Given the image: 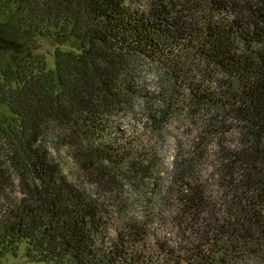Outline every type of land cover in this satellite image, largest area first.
Here are the masks:
<instances>
[{"label":"trees","instance_id":"trees-1","mask_svg":"<svg viewBox=\"0 0 264 264\" xmlns=\"http://www.w3.org/2000/svg\"><path fill=\"white\" fill-rule=\"evenodd\" d=\"M144 6L0 0L23 32L81 44L80 52L56 50L54 69L44 56L0 66V105L7 110L0 114L2 252L26 243L27 257L42 264H236L264 257V0ZM147 62L166 77L162 100L134 95L126 85ZM162 105L187 114L194 133L177 137L167 178L172 237L153 231L155 213L146 211L127 216L113 234L111 214L69 180L54 153L66 149L110 193L113 169L135 158L143 163L128 172L149 179L144 165L151 158L134 145L152 148L164 139L154 131ZM122 112H145L147 142L120 127ZM202 146L214 154H199ZM202 161L218 180L215 191L200 175Z\"/></svg>","mask_w":264,"mask_h":264},{"label":"rangeland","instance_id":"rangeland-1","mask_svg":"<svg viewBox=\"0 0 264 264\" xmlns=\"http://www.w3.org/2000/svg\"><path fill=\"white\" fill-rule=\"evenodd\" d=\"M145 0H129L131 8L144 11ZM61 49L64 51H81V44L73 38L64 39H51L42 37L39 34L26 33L20 30L15 22V15L13 12L0 10V66L14 64L24 58H32L36 56H44L47 59L48 66L52 69L55 68V52ZM145 62V61H144ZM146 67L140 68L136 77L131 84H127L130 93L137 95H146L149 98L155 99L161 95V90L164 87V80L166 77L160 73L154 64L151 62L143 63ZM179 90L182 92V84L178 85ZM132 90V91H131ZM155 92L157 93L155 95ZM162 95L161 97H163ZM161 97L159 100H162ZM158 100V101H159ZM153 103L150 102V105ZM167 105H162L163 113L160 117L156 116L155 130H162L164 139L160 144L153 147L146 146L140 143L139 147H135L136 153H144L146 158H151L149 162L145 163L144 167L147 168L146 173L151 179L132 178V174L128 172L132 167L136 169L139 162L143 160L135 158L131 163L126 164V167L114 170L111 172L109 179L112 182L113 193L104 191L93 183L92 178L87 172H82L77 163L72 161L66 149L60 152H55L54 157L59 161L61 167L65 170L69 180L77 184L90 195L94 200L99 201L104 209L111 214L109 225L113 234L116 233L117 227L127 216L132 213L141 214L143 212H154V224L151 229L158 235L163 237H172V229L169 227L167 214L170 213L171 208L175 207V201L171 200L166 191H169L167 181L168 174L171 172L172 156L175 153L177 137L181 135L189 140L191 133L190 128L192 122L189 121L187 114L182 110L175 109L176 107L168 109ZM138 107V106H137ZM157 110L158 107H155ZM7 110L4 106L0 105V114H6ZM144 114L133 116L128 113L116 117L117 123L120 127L128 132L137 141L147 142L150 138L152 129L151 122ZM144 146V151L142 147ZM213 148L209 147L200 148L199 154L211 155ZM215 152V151H214ZM213 152V154H214ZM203 162L198 166L200 175L205 183L208 184L207 179L212 184L209 185L210 189L217 190L219 184L217 179H211L210 165ZM152 167V168H151ZM137 177V175H136ZM131 181V182H130ZM130 182V183H129ZM19 197L18 195H15ZM171 221V219H170ZM152 224V218L151 222ZM168 223V224H167ZM0 264H42L35 262L33 259L27 257V245L23 243L20 245L16 253L12 251L2 252L0 250ZM236 264H264V257L252 258L251 256L245 257Z\"/></svg>","mask_w":264,"mask_h":264}]
</instances>
